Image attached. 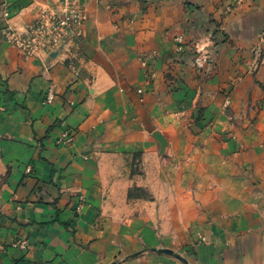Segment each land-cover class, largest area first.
I'll return each mask as SVG.
<instances>
[{"label": "crops", "instance_id": "obj_1", "mask_svg": "<svg viewBox=\"0 0 264 264\" xmlns=\"http://www.w3.org/2000/svg\"><path fill=\"white\" fill-rule=\"evenodd\" d=\"M75 2L88 13L84 38L53 57H27L5 31L62 0H0V264H93L130 245L132 234L150 244L153 229L113 214L132 186L121 164L166 150L169 175L179 178L167 234L185 242V227L195 225L208 235L205 211L217 210L212 220L222 226L197 249L198 264L210 253L223 264H252L256 232L252 247L240 235L264 227V0H144L145 9L140 0ZM212 29V59L199 74L191 45ZM222 33L231 41L215 44ZM50 84L55 99L43 104ZM225 95L235 126L223 118ZM227 127L238 139L221 147L210 131ZM63 129L74 139L56 144ZM236 144L248 148L240 154ZM236 163L251 167L255 185L234 178ZM17 237L31 246H8Z\"/></svg>", "mask_w": 264, "mask_h": 264}, {"label": "rangeland", "instance_id": "obj_2", "mask_svg": "<svg viewBox=\"0 0 264 264\" xmlns=\"http://www.w3.org/2000/svg\"><path fill=\"white\" fill-rule=\"evenodd\" d=\"M140 2L142 9H145L143 5L144 0H140ZM184 3L185 5L191 4L192 6L195 7L197 6V4H193L188 1H185ZM79 6L84 11L87 20L88 13L86 8L81 5ZM50 7L51 6H47L46 8H44V10ZM85 22L82 24L81 34L76 35L75 33H72V31H68V33H66L64 36L61 37L62 39L59 43L58 41L55 43L53 41H47L45 42V46H42L40 43H35V48H36L35 52L27 53L26 51H21L18 47L14 46L12 43L10 44L13 45L23 56L41 57L45 55V56L53 57L57 55L58 52L61 51V49L67 44L68 40L72 39V41L74 40L80 41L81 39L84 38ZM207 32L208 34L204 35L201 39L195 40L191 45L193 52V59H194V55H195L194 44L195 43L204 44V51L207 56L205 65L202 68L196 69L192 59V65L198 72H200L199 74H201L205 70L206 65L212 59L210 47L212 46V41L215 40L214 35L217 32V29L208 30ZM179 35L182 36L181 43H178L176 41V37ZM221 35L225 39L220 40V42H216V43L214 42L215 44L217 43L222 44L229 40L231 41V39H229L226 36V34L222 33ZM259 37L264 38V29L259 35ZM173 40L175 43L176 52H181L183 45L185 44L184 35L181 33L176 34L174 35ZM154 53L155 52H152V54ZM256 54H259V51H257ZM141 65L143 66V68L148 66L145 60L141 61ZM147 72H149L148 67L146 73ZM153 73L154 72L152 71L150 73V76H153ZM207 73L208 72H204V76H205L203 77L204 79L207 78L206 77L208 75ZM254 75L255 72H253V76ZM254 82L259 84V82L255 78H254ZM261 87L262 89H264V85H262ZM42 103L46 104L44 102V99H42ZM229 106H230L229 96L225 95V99L223 100L221 105L224 114L223 118L225 119L227 117V122L229 123V125L235 126L236 118H234L233 114L229 112ZM197 114H198L197 116V121H198L202 117V110L199 109L197 111ZM210 134L212 138L213 137L217 138V140L221 144L220 145L221 147H223V143L238 139V137L235 134V130L229 127L219 131L217 130L213 132L210 131ZM234 148H235L234 152L241 154L245 152L248 147L244 146L243 144H238V145L236 144ZM138 157H139L138 161L135 162L127 161L125 164L123 163L121 164V168H127V170H125L127 172L125 173L126 174L128 173V177L123 179H125L129 183H132L131 184L132 186L128 189L125 197V206H126L125 209L121 211H114L113 214L119 215L117 222L118 221L131 222L134 220L141 221V223H144L146 227H150L151 229L154 230L153 232L154 239L150 240V244H149L143 239L141 235L132 234L131 235L132 239L129 241L130 245L120 244L119 246L116 247V251H114L111 255H108L107 257H103V258H96V262H94L93 264H183L180 260H178L177 258L171 255H167L152 250L159 248H168L173 250L175 253L183 257L187 261V264H198L199 261L197 258V254H198L197 249L204 248L214 243L213 238L214 236H216V234L212 226H222L219 222L212 220L213 218H215V216L218 215L219 211L217 210L205 211L204 221L207 224L206 227L210 229L209 231L210 233H208V235L204 233V231H202L201 228H197L195 225H192L191 227L187 225L184 230L185 233H188L187 241L181 242L182 240L174 239L169 234H167L169 232H172L171 229L169 231L164 230V227L172 228L171 224L167 222L169 220L168 211L170 206L173 204V201H176L177 199L176 197L178 191L175 190L174 185L179 184V178H175L169 175L170 174L169 164H170L171 153L169 154L168 150H166L165 153L163 152L157 153L154 156L149 154L144 156L138 155ZM172 164L174 163L172 162ZM176 168H177V164L175 163L172 169H176ZM236 170L237 173H235V177H234L235 179L246 178L247 186L255 185V179L251 175L250 166L244 167L236 163ZM7 173L8 170L6 174ZM200 210H201L200 207H196L195 211L199 213ZM212 212H214V214H212ZM235 216H238L237 213L232 214L233 218ZM207 221L210 224H208ZM238 226L240 225L238 224ZM182 228L184 227L182 226ZM223 229L224 232L229 233L227 227H223ZM252 230H255L256 232L255 233L256 244L254 245V249L247 252L246 256L253 257L252 264H264V227L258 225L254 226L247 233L240 235V237L241 236L244 237L243 243L246 246L252 247L253 244L250 241L251 239L249 238V232H251ZM233 234L234 233H232L231 235ZM178 236L181 235H179L178 233ZM174 241H180L181 243L178 242L177 244H175ZM236 241L237 240H235V244L237 243ZM8 246L14 248L17 247L23 250V249H28L31 245L27 243L25 239L17 237L14 240H12V242H9ZM237 247H239L238 244H236L235 249H237ZM189 253L192 254L194 257L189 255ZM213 255H214L213 253H210L208 256L206 255V257H208L209 259L211 258L213 259H211L208 262H202L201 264H223L222 261H220L221 260L220 257H213ZM189 260L191 263L189 262ZM13 263L14 262L12 261L11 264ZM244 264H246V262H244Z\"/></svg>", "mask_w": 264, "mask_h": 264}, {"label": "built area", "instance_id": "obj_3", "mask_svg": "<svg viewBox=\"0 0 264 264\" xmlns=\"http://www.w3.org/2000/svg\"><path fill=\"white\" fill-rule=\"evenodd\" d=\"M61 6V8H60ZM60 6L50 7L46 10L38 11L27 25L22 29H7L4 33L6 40L18 47L21 51L27 53L35 52V43L45 46V42L53 41L54 43L61 41V37L68 31H72L76 35L81 34L82 24L86 20V15L75 0H62ZM5 17L8 12L3 11ZM51 39V40H50ZM178 43L182 42V36L176 37ZM195 55L193 64L196 69L202 68L207 60L203 43L194 44ZM137 93L142 94L141 89H137ZM44 102L51 104L55 99V91L53 84H50L44 94ZM74 135L67 129H63L58 136L57 144L70 143ZM27 167V171H29Z\"/></svg>", "mask_w": 264, "mask_h": 264}, {"label": "water", "instance_id": "obj_4", "mask_svg": "<svg viewBox=\"0 0 264 264\" xmlns=\"http://www.w3.org/2000/svg\"><path fill=\"white\" fill-rule=\"evenodd\" d=\"M152 250L156 251V252L164 253V254H167V255H171V256L177 258L178 260H180L183 264H187V261L183 257H181L179 254L175 253L171 249L159 248V249H152Z\"/></svg>", "mask_w": 264, "mask_h": 264}]
</instances>
